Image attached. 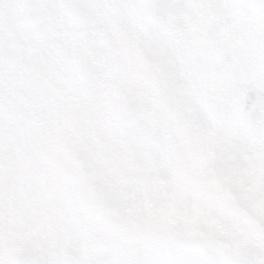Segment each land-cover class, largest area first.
Wrapping results in <instances>:
<instances>
[{"label":"snow or ice","instance_id":"obj_1","mask_svg":"<svg viewBox=\"0 0 264 264\" xmlns=\"http://www.w3.org/2000/svg\"><path fill=\"white\" fill-rule=\"evenodd\" d=\"M0 264H264V0H0Z\"/></svg>","mask_w":264,"mask_h":264}]
</instances>
